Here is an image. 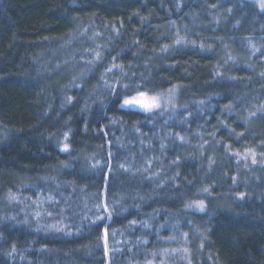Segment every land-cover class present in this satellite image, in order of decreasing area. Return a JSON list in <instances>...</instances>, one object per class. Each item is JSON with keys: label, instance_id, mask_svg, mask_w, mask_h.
I'll return each mask as SVG.
<instances>
[{"label": "trees", "instance_id": "16d2710c", "mask_svg": "<svg viewBox=\"0 0 264 264\" xmlns=\"http://www.w3.org/2000/svg\"><path fill=\"white\" fill-rule=\"evenodd\" d=\"M25 191L72 234L5 205L0 264H264V10L0 0V203Z\"/></svg>", "mask_w": 264, "mask_h": 264}, {"label": "rangeland", "instance_id": "374dc122", "mask_svg": "<svg viewBox=\"0 0 264 264\" xmlns=\"http://www.w3.org/2000/svg\"><path fill=\"white\" fill-rule=\"evenodd\" d=\"M255 5H258V7L262 10H264V0H251ZM178 91V87L174 86V88H171V90L164 92L160 95H153V96H146L140 97L139 95L131 96V98L126 99H132V98H138V99H144L148 102H151L152 99H155L156 107H153L151 110H147L140 105H125L124 99L122 101L121 107L126 109H134L138 111H153L157 108H165V109H175V100H176V93ZM28 191V190H27ZM25 191L24 193L17 192L18 195L16 196H7V199H4L7 201V204L3 201L0 203V210L6 206V211L8 214L6 215V218L14 223L18 224H24L29 225L31 227H35V229H43L48 232H54V233H63L64 235H70L71 230L68 225V223H65L62 219V217L65 216V214H68V211L66 207L62 208L57 207L53 211L50 209L49 203H52L51 199H43V195H40L39 191H34V195L32 193H27ZM27 193V194H26ZM47 200V201H46ZM46 201V202H45ZM70 202L66 201L64 204L68 205ZM53 206V204H51ZM67 211V213H66ZM54 217L58 218L60 221H57ZM69 230V231H68Z\"/></svg>", "mask_w": 264, "mask_h": 264}, {"label": "snow or ice", "instance_id": "6c2138e0", "mask_svg": "<svg viewBox=\"0 0 264 264\" xmlns=\"http://www.w3.org/2000/svg\"><path fill=\"white\" fill-rule=\"evenodd\" d=\"M264 6V5H262ZM140 97H144V93L140 94ZM125 105H140L141 107L151 110L153 107H156L155 99L153 98L151 102H148L144 99H138V98H132V99H126L124 100Z\"/></svg>", "mask_w": 264, "mask_h": 264}]
</instances>
